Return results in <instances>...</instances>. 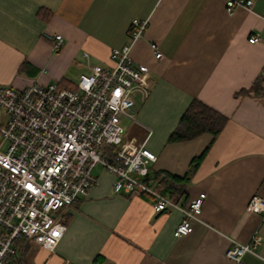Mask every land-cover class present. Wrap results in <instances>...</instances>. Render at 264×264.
I'll use <instances>...</instances> for the list:
<instances>
[{
	"label": "crops",
	"instance_id": "crops-1",
	"mask_svg": "<svg viewBox=\"0 0 264 264\" xmlns=\"http://www.w3.org/2000/svg\"><path fill=\"white\" fill-rule=\"evenodd\" d=\"M227 1L0 0V84L18 89L34 82L74 87L94 65L111 66V50L130 42L133 20L148 19L131 56L149 69L141 78L149 94L136 92L135 127L131 135L126 127L124 138L144 142L158 155L151 174L190 175L181 204L206 193L200 219L190 221L192 231L176 237L180 210L158 213L147 195L116 193L113 176L101 172L88 194L55 213L67 230L54 250L25 238L12 260L235 264L226 256L231 239L248 242L259 230L262 257L246 253L243 260L264 264V212L249 208L255 196L264 199V96L253 89L242 93L264 72V0H253L251 8L236 5L231 12ZM57 35L64 39L59 47ZM252 36L259 40L250 42ZM194 99L228 122L217 137L206 132L169 142ZM6 118L3 113L1 121ZM6 147L3 139L0 151Z\"/></svg>",
	"mask_w": 264,
	"mask_h": 264
},
{
	"label": "built area",
	"instance_id": "built-area-1",
	"mask_svg": "<svg viewBox=\"0 0 264 264\" xmlns=\"http://www.w3.org/2000/svg\"><path fill=\"white\" fill-rule=\"evenodd\" d=\"M251 8L253 0H228L229 12L236 5ZM148 19H134L130 42L111 50V66L94 65L81 74L74 87L57 82H34L23 89L0 84V136L7 142L0 151V264H13L19 242L25 238L54 250L67 226L55 213L73 205L98 184V164L115 176L116 193L129 198L147 195L154 210L178 209L182 221L176 237L192 231L191 219H200L206 193L186 204L173 200L146 181L158 155L144 142L124 138L122 116L133 117L135 94L148 96L141 78L149 69L131 56L143 38ZM56 46L64 43L56 36ZM259 38L250 37V42ZM156 49V57L162 52ZM5 113L7 118L1 121ZM250 210L264 212V199L255 196ZM263 236L257 230L248 242L231 239L226 256L235 264H247L246 253L262 257L258 248Z\"/></svg>",
	"mask_w": 264,
	"mask_h": 264
},
{
	"label": "trees",
	"instance_id": "trees-1",
	"mask_svg": "<svg viewBox=\"0 0 264 264\" xmlns=\"http://www.w3.org/2000/svg\"><path fill=\"white\" fill-rule=\"evenodd\" d=\"M256 94L264 96V72L253 82L250 89L242 91L249 94L251 90ZM228 122V117L198 99H194L182 116L178 127L170 135L169 142H179L193 139L203 133L209 132L217 137ZM205 150L199 157L192 161V169L199 166L205 156ZM190 175L178 176L168 171H157L150 173L146 181L153 183L163 193L169 195L173 200L180 201L187 195L190 184ZM13 264H21L19 258L12 261Z\"/></svg>",
	"mask_w": 264,
	"mask_h": 264
},
{
	"label": "rangeland",
	"instance_id": "rangeland-1",
	"mask_svg": "<svg viewBox=\"0 0 264 264\" xmlns=\"http://www.w3.org/2000/svg\"><path fill=\"white\" fill-rule=\"evenodd\" d=\"M133 114H134V111H133ZM134 117V116H133ZM133 117H128V116H122V124H124L127 128H128V132L130 133V135L132 134V128L135 127V120ZM136 119V118H135ZM127 135V133H126ZM3 139L0 138V142L2 141ZM4 145L5 143H2V147L1 149H4ZM101 172H106V173H110L109 171L105 170L103 168V166L101 164H98L96 166V168L94 169V176L95 177H99ZM111 174V173H110ZM113 176V182L115 180V176L113 174H111Z\"/></svg>",
	"mask_w": 264,
	"mask_h": 264
}]
</instances>
